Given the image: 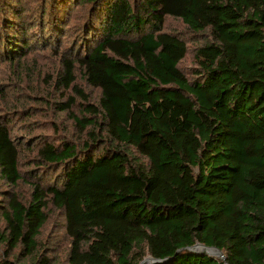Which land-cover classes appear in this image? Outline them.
<instances>
[{
    "label": "trees",
    "instance_id": "trees-1",
    "mask_svg": "<svg viewBox=\"0 0 264 264\" xmlns=\"http://www.w3.org/2000/svg\"><path fill=\"white\" fill-rule=\"evenodd\" d=\"M37 1L30 13L0 0V50L10 59L53 48L79 2ZM87 2L91 19L61 53L57 76L82 99L79 116L73 96L58 110L85 138L46 140L27 179L10 115H0V264H49L37 256L49 205L64 212L69 264H141L146 255L149 264H264V0ZM167 17L210 33L191 75L180 68L188 44L165 30ZM77 69L101 91L98 104Z\"/></svg>",
    "mask_w": 264,
    "mask_h": 264
},
{
    "label": "rangeland",
    "instance_id": "rangeland-1",
    "mask_svg": "<svg viewBox=\"0 0 264 264\" xmlns=\"http://www.w3.org/2000/svg\"><path fill=\"white\" fill-rule=\"evenodd\" d=\"M78 1L70 8L63 23L64 29L53 48L36 47L26 50L24 56L14 59H10L8 53L4 54V51L0 50V115H10L12 135L20 148V169L27 179L26 172L37 165L38 150L46 140L58 142L71 139L80 143L85 138L76 127L72 116L68 112L58 110V104L65 102L70 96L77 99L71 111L73 115H81L83 108L80 97L71 89L65 90L57 84V76L63 69L61 53H70L69 48L75 45L78 30L80 32L81 26L87 19H91L93 8L87 0ZM14 3L30 8V13L35 11L34 6L38 5L37 0H14ZM6 9L8 11L5 12L9 14V6ZM165 30L179 34L187 42L189 52L181 62L180 68L191 75L196 67L195 48L211 38L210 33L194 34L181 20L172 17H167ZM76 77V83L90 95L89 101L98 104L101 91L91 87L79 69L76 71ZM5 189L8 187L0 178V193ZM17 191L22 198H26L30 187L22 181ZM46 212L47 221L37 239V256L47 258L49 264H69L71 240L66 234L64 212L52 205L48 206ZM0 228H4L1 217ZM5 249L6 246L0 242V252L3 253ZM12 257L23 261L20 249L13 250ZM31 259L26 258L25 261L32 263ZM144 260L150 263L151 256L146 255Z\"/></svg>",
    "mask_w": 264,
    "mask_h": 264
},
{
    "label": "water",
    "instance_id": "water-1",
    "mask_svg": "<svg viewBox=\"0 0 264 264\" xmlns=\"http://www.w3.org/2000/svg\"><path fill=\"white\" fill-rule=\"evenodd\" d=\"M194 249L198 250V251H202V252H207V253H210V254L211 253L212 254H216V255L220 256L221 258H223V259L225 258L223 253L219 249L214 248V247H207V246H205L203 244L198 243V244H196L194 246ZM152 261H153V258L151 257L150 262H152ZM148 262L146 260H144V261L141 262V264H149Z\"/></svg>",
    "mask_w": 264,
    "mask_h": 264
}]
</instances>
